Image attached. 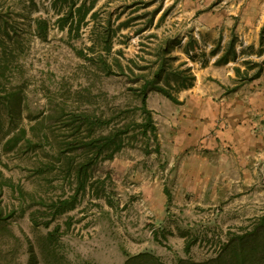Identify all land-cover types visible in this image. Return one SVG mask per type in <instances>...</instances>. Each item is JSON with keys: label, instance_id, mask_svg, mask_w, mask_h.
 <instances>
[{"label": "rangeland", "instance_id": "374dc122", "mask_svg": "<svg viewBox=\"0 0 264 264\" xmlns=\"http://www.w3.org/2000/svg\"><path fill=\"white\" fill-rule=\"evenodd\" d=\"M71 4L90 10L82 22L64 24ZM195 27L182 0H0V264H124L141 252L168 264L201 262L222 253L232 233L257 226L264 195L247 216H223L216 206L201 218L171 197L169 147L189 88L174 87L189 80L170 74L175 102L151 89L154 71L163 63L188 77L190 67L196 80L232 42L208 33L198 40ZM253 74L243 70L239 81ZM143 86L155 132L144 130ZM104 137L117 149L97 154L98 144L88 143ZM159 193L167 199L163 217ZM74 196L75 208L56 214L59 201ZM179 236L182 244L174 242Z\"/></svg>", "mask_w": 264, "mask_h": 264}, {"label": "crops", "instance_id": "0c3cea01", "mask_svg": "<svg viewBox=\"0 0 264 264\" xmlns=\"http://www.w3.org/2000/svg\"><path fill=\"white\" fill-rule=\"evenodd\" d=\"M182 5L194 17L198 40L208 33L222 43L236 42L228 61L218 63L223 51L211 56L183 91L175 115L180 127L169 147L171 197L191 218L216 206L223 216H247L264 195V0H182ZM243 60L257 62V68L245 69ZM237 68L255 74L242 82ZM158 197L155 206L163 217L160 202L167 199Z\"/></svg>", "mask_w": 264, "mask_h": 264}, {"label": "trees", "instance_id": "16d2710c", "mask_svg": "<svg viewBox=\"0 0 264 264\" xmlns=\"http://www.w3.org/2000/svg\"><path fill=\"white\" fill-rule=\"evenodd\" d=\"M65 3L71 2L72 0H62ZM74 4V1H73ZM85 6V5H83ZM82 5L76 9L72 8V4L69 6L68 11L65 13H62L59 20L62 21L64 24H67L68 22L74 23H80L84 20L85 16L88 14L90 8H87L84 12H82V9L84 8ZM160 9H157L155 13H157ZM167 10L162 15L161 19L163 20L167 14ZM97 13L94 12L93 16H96ZM161 20V21H162ZM65 26V25H63ZM235 39L233 38L232 42L229 45V49L224 55H222L219 62H226L228 61V56L231 53V50L234 48ZM171 49L170 45H166L163 49L164 52H168ZM230 51V52H229ZM163 52V53H164ZM185 52L189 54L188 50L185 49ZM179 68L174 69L172 71H169L166 69L165 65L163 63L158 64L157 69L154 71V82H152V88L156 91L162 92L165 94L168 98L171 100L177 102L176 97L172 94L170 91L173 87L170 85L169 82V76L170 74H173L174 72H179L177 74V78L179 80L183 78L182 80L185 82L186 80H189V84L182 85L179 87H174L176 90L186 89L188 87H191L193 85V81L195 80V76L191 72V68H187L185 72L190 73V76L183 77V72L178 71ZM237 73H240V69H236ZM162 76H165V86H162L160 84V80ZM253 78V77H251ZM250 79V78H248ZM148 86H143L140 89L141 94V111L143 114H145V119L147 123L144 125V130L147 133L148 131L155 132L156 127L153 124V116L152 111L148 108L147 105V97H148ZM97 143L95 147L97 148L96 153L101 154L104 152L105 148H110L112 145L116 144V141L114 139H111L110 137H104L103 139H98L96 141H91L88 143L89 145ZM116 146V145H115ZM117 149V146L116 148ZM116 151V150H115ZM113 152L109 153L107 155V158H112ZM86 165H81L78 173L79 176L85 175L86 172ZM85 188V182L83 180L79 181L77 193L80 189ZM77 202V196L72 197V199L68 200H61L56 206L57 213L56 214H63L68 210H71L75 208ZM192 245V242L188 241L185 246V252L188 254L190 252V247ZM124 264H168L166 263L160 256L155 255L151 252H141L135 255H129L127 254V258L124 262ZM176 264H264V215L259 218L257 226L250 230H245L241 232L232 233L229 237L228 242L223 248L222 253L217 255L216 257L207 260V261H195L192 258H179Z\"/></svg>", "mask_w": 264, "mask_h": 264}]
</instances>
